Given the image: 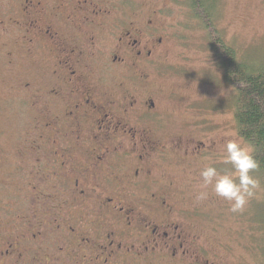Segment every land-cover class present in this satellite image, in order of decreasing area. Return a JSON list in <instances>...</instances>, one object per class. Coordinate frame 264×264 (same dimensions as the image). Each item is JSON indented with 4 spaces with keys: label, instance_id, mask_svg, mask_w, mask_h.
I'll return each instance as SVG.
<instances>
[{
    "label": "flooded vegetation",
    "instance_id": "1",
    "mask_svg": "<svg viewBox=\"0 0 264 264\" xmlns=\"http://www.w3.org/2000/svg\"><path fill=\"white\" fill-rule=\"evenodd\" d=\"M184 1L0 0L16 36L0 77L24 66L12 89L28 120L0 144L15 160L0 161L14 219L0 222V264H231L197 226L204 208L185 204L204 164L223 171L227 127L168 126L170 40L185 8L195 18Z\"/></svg>",
    "mask_w": 264,
    "mask_h": 264
},
{
    "label": "rangeland",
    "instance_id": "2",
    "mask_svg": "<svg viewBox=\"0 0 264 264\" xmlns=\"http://www.w3.org/2000/svg\"><path fill=\"white\" fill-rule=\"evenodd\" d=\"M215 2L213 17L209 23L203 21V17L199 19L200 13L196 16L194 12L195 18L192 17L185 8L182 20L185 24L189 23L186 31L171 37L165 66L171 73H176V78L170 79L164 90L176 92L180 101L170 106L174 116L168 121V126L222 124L227 127V132H235L241 138L235 121L236 88L228 82L222 61L213 47L211 48V39L213 36L223 39L226 44L239 51V58L248 66L254 69L264 66V0ZM183 3L188 7L192 6L188 1ZM175 15L178 17L177 13ZM14 37L16 36L12 28L0 27V47L6 45L10 49L14 44ZM24 60L28 65L29 61ZM23 68L24 66L15 71L14 75L5 70L8 77L5 80L0 77V144L5 147L14 140L17 142L25 134L28 122H25V113L17 108L12 89L18 83L19 73H22ZM215 126L217 125L212 127ZM169 129L172 128H166ZM220 131L223 132V128ZM250 147L253 151V147ZM7 150L11 152V149ZM9 155L12 156V162L8 156L0 157V161L5 164V170L11 169V163L15 162L13 153ZM217 164L223 167V171L219 170L222 174L231 171V166L225 164L223 159H218ZM184 174L188 173L181 172L180 175L184 177ZM254 175L261 181V190L250 200L242 214L231 213L229 204L216 197L211 187L207 189V201L185 202L186 205L195 204L204 208L206 220L202 219L197 226L206 236H210L207 241L212 246L221 243L229 247L228 250L220 252L231 264H264V183L258 172ZM7 194L5 191L0 193V222L12 225V199L7 198L11 196ZM186 196L189 197L187 192Z\"/></svg>",
    "mask_w": 264,
    "mask_h": 264
},
{
    "label": "trees",
    "instance_id": "3",
    "mask_svg": "<svg viewBox=\"0 0 264 264\" xmlns=\"http://www.w3.org/2000/svg\"><path fill=\"white\" fill-rule=\"evenodd\" d=\"M215 0H194L192 5L199 19L209 23L213 17ZM212 46L222 61L230 84L236 88L235 121L240 137L253 147V155L260 162L258 173L264 183V66L252 68L239 58L236 49L220 37L213 36Z\"/></svg>",
    "mask_w": 264,
    "mask_h": 264
},
{
    "label": "clouds",
    "instance_id": "4",
    "mask_svg": "<svg viewBox=\"0 0 264 264\" xmlns=\"http://www.w3.org/2000/svg\"><path fill=\"white\" fill-rule=\"evenodd\" d=\"M217 149L223 156L225 164L231 166L230 172L221 173L212 164H204L199 170L201 191L195 194L196 203L209 199L207 189L229 204V211L242 214L250 200L261 190V181L254 173L260 169V162L253 151L235 132H225Z\"/></svg>",
    "mask_w": 264,
    "mask_h": 264
}]
</instances>
